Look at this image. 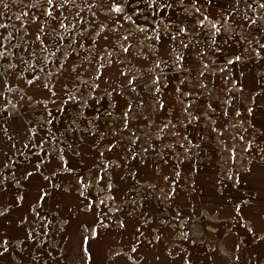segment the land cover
Instances as JSON below:
<instances>
[{"label":"rangeland","instance_id":"374dc122","mask_svg":"<svg viewBox=\"0 0 264 264\" xmlns=\"http://www.w3.org/2000/svg\"><path fill=\"white\" fill-rule=\"evenodd\" d=\"M10 1L13 0H0V9L12 10ZM78 1L84 8L86 33L110 30L117 35L104 34L94 43L91 36V39L86 37L84 48L79 51H71L74 48L67 41L63 44L54 42V88L60 79L66 91L62 111L68 124L79 126L77 135L82 134L83 125L100 129L102 133L107 129L114 133L111 141H115L117 147L109 155L103 151L99 153L98 144L103 145L105 140L93 139V145L98 146L95 148L97 160L91 156L89 163L53 166V175L67 171V168H79L80 172L71 174L72 179L62 181L53 176L42 181L40 191H29L38 195L28 206L23 205L22 199L18 204L13 201L10 205L5 204L0 218L20 225L24 233L20 235L6 227L0 228V264H107L109 244L103 239L114 233L113 229H118L121 236H149L141 226L129 232L124 219L130 218L131 214L150 230L155 229V219L162 224L175 221L180 227L170 237L181 240L190 234L205 243L210 239L205 237L201 227L222 223V235L228 230L236 235L232 251L217 247L226 257L223 264H264V242L255 243L249 251L248 243L253 240L248 241L241 230L229 229L227 225H233L235 219L219 210L222 204H208L214 200L211 197L198 198L203 193L202 186L211 185L208 193L226 199L230 209H234V215L242 217L241 226L248 231L251 229L254 235L258 225L246 221V210L264 209V61H258V39L264 43V36H253L252 30L247 28L252 25V18L245 24L237 19L236 0H216L213 6L209 0H177L182 10L194 14L196 35L189 36L194 19L181 18L178 24H171L162 14L158 17L149 14V23H144V35L133 36L132 29L138 28H131L130 24L132 21L141 23L131 19L124 27L121 21L126 15L124 8L120 19L110 23L104 17L107 13L104 9L109 8L104 0ZM144 1L146 6L157 7L168 2ZM141 2L135 0L137 6L143 5ZM114 25L116 28H109ZM244 25L246 29H243ZM158 39L164 42L157 45ZM237 39L241 40L245 51L233 49L230 43ZM132 47L141 49L138 54L145 55L144 60H137L125 51ZM160 47L169 50L165 52ZM106 64L114 65L115 78L104 74L103 71L108 70ZM252 73L260 76V83L247 81V76ZM259 87L263 92L256 94ZM81 116L85 120L79 119ZM129 140H132L130 147ZM79 149L78 142L70 139L64 145L63 153L78 152ZM130 156L132 162L126 163L125 159ZM144 160L154 162V170L161 177L160 182L147 184L149 189L140 188L142 181L136 179L140 173L134 162ZM175 160H191L193 173H198L190 182L196 193L184 202L178 200L180 183L170 178V173L183 177L184 170L178 165L166 166ZM252 164L256 177L241 179L239 174L247 173ZM24 169L32 170L29 165ZM11 171L6 168L1 172L8 174ZM204 171L212 176L203 180L200 173ZM128 178L134 183L127 182ZM122 181L126 182L123 190L129 192L130 197L119 199L115 218L114 211L109 212L114 206L110 205L108 210L107 199L114 190L121 189L119 183ZM183 181L188 182L184 178ZM11 182L0 179V185ZM26 182L35 181H21L23 187ZM222 182L225 183L222 185ZM226 182L231 186H224ZM59 185L66 193L70 190L78 195L91 192L94 196L90 199L91 204L101 201L100 219L94 221V212L87 213L91 207L87 199L83 201L86 206L71 205L61 194L53 193L51 189H58ZM146 195H153L158 203L151 205L145 201ZM66 204L69 208L64 211ZM74 215L80 217L76 228L69 225L68 235L65 226ZM261 217L264 219V213ZM255 234V238L261 240L264 229H257ZM158 235L165 238L166 232ZM129 246L130 254L131 243ZM172 246L176 247L175 251L171 252L167 247L151 264H194L195 256L186 254V247L174 243ZM126 257L131 264H137L131 256Z\"/></svg>","mask_w":264,"mask_h":264},{"label":"crops","instance_id":"0c3cea01","mask_svg":"<svg viewBox=\"0 0 264 264\" xmlns=\"http://www.w3.org/2000/svg\"><path fill=\"white\" fill-rule=\"evenodd\" d=\"M167 1L166 5L162 4V6L157 7V5L146 6L144 0L141 2L143 5L140 4V6H137L135 0H104V3L109 4V8L104 9V12H107L104 14V17L110 23L112 21L116 22L120 19L122 8H124L126 15L121 19L125 24L124 27L127 26L128 21L131 22V19H136L138 23H141L138 25L132 21V24H130L131 28H138L132 29L133 36L144 35V26L150 20L149 14L156 17L162 14L166 16V22L171 24H178V22H181V18L183 20L188 19L189 21L194 19V23L192 26L190 25L189 36L192 33L196 35V19L194 14L190 11L182 10L178 6L177 0ZM10 2L13 4L12 10L5 11L3 8L0 9V25H3V27H0V179L12 182L8 185H0V215L3 213L4 205H10L11 201L14 204H18L22 199L24 201L23 205L28 206L38 195V193H30L29 191H40L43 188L42 181L50 180L53 176L62 179V181H69V179L73 178L71 174L80 172L79 168H72L71 170L67 168V171H58L55 173L56 175H53L54 165H80L89 163L91 162V156L96 159L95 156L98 154V151L95 149L96 147L99 146V153L103 151L107 155L114 152L117 147L116 142L111 141V137L115 135L110 130L106 129L102 133L100 129L85 127L83 125L81 126L82 134L79 136L77 135L79 132V128L77 127L79 126L67 123L68 118H66L63 114L64 111H62L66 91L60 79L55 82L57 86L54 88L52 66L54 42H61L63 44V41H67L74 48L71 51H79L84 48L83 42L86 37L88 39L92 38V42L94 43L104 34L110 37L117 34L110 30L109 32L98 30L96 33H86L84 8L79 5L78 0H62L60 2L52 0V4H49L48 0H13ZM215 2L216 0H209L211 6ZM236 2L238 5L235 8L237 19L239 21L243 20L245 24L247 19L252 18V25L247 28L252 30L253 36L257 34H259L258 36H264V8L260 7L261 4H264V0H236ZM116 8H120L121 11H115ZM49 12H51V15H48ZM112 27L116 28V25L109 28ZM243 29H246L245 25ZM163 42L162 39L155 41L157 45ZM230 44L237 52L241 50L245 51V47L241 45V40L239 39L234 43L231 41ZM161 50L166 52L169 49L162 47ZM139 51L141 49L132 47L127 49L126 52L131 53L135 59L142 61L145 55L138 54ZM258 51V61H264V43L260 42V39H258ZM254 59L256 62L257 56ZM106 67L108 70H104V74L115 78L116 71H112L115 68L114 65L106 64ZM259 79L260 76H256L254 73L247 76L248 82L257 80L260 83ZM262 90V87H259L255 93L260 94L263 92ZM54 99H56V102H54ZM83 108L84 104L82 103ZM79 119L85 120L84 116L79 117ZM103 121H106L105 118ZM102 138L105 140L103 145H93V139L100 141ZM70 139L78 142L80 149L78 152L67 151L63 153L64 145ZM129 141L130 147L132 140ZM86 149H88L89 153ZM125 162L131 163L132 157L130 156L129 159H125ZM254 164L257 165L256 163ZM25 165H29L32 170L24 169ZM134 165L137 166L136 170L140 173V176L136 178L142 181L139 183L140 188L147 189V184L160 182L161 177L154 170V162L150 160L135 161ZM169 165H178L184 170L182 172L184 173L183 177L177 173H170V178L175 183L178 182L181 185V187L177 186L178 200L184 202L196 193L192 191L190 182L198 173H193L194 167L191 165V160L170 161L166 166ZM6 168H11L12 171L8 172V174L1 172ZM166 169H169V167H166ZM262 170L264 171V167H262ZM211 174L206 171L200 173L203 180L210 178ZM239 176H242L240 177L241 179L256 177L253 164L249 167L247 173L239 174ZM183 178L188 182L183 181ZM24 180L35 182L31 184L26 182L25 187H23L21 181ZM133 181L131 178L127 179V182H132V184L134 183ZM223 183L225 182H222V185ZM119 185L121 189L114 190L110 194L111 197L107 199L108 210L110 205L113 204L112 206H114L113 210H109V212L112 213L114 211L115 214L113 216L115 218L118 216L119 199L122 196L130 197L129 192L123 190L126 187V182L122 181ZM227 185H230V183L226 182L224 184V186ZM202 187L203 193L198 195V198L210 199L211 197L214 200H211L208 204H222L223 207L219 208V210L231 214L235 219L233 225L225 222L226 225L228 224L229 229L241 230V233L248 241L250 238L253 240L248 243L249 251L253 250L255 243L264 242V236L261 240L258 237L255 238L257 229H264V219L261 217L264 209L252 208L246 210V221L250 220L256 226L258 225L256 231L253 229L255 231L253 235L241 226L242 217L239 218L234 215L235 211L234 209H230V204L226 199H222L219 195H210L208 191L211 190V185H203ZM51 190L53 193L61 194V197L67 200L66 203L71 205L75 203L85 205L86 203L83 201L87 199V204L91 205L87 213L94 212V217L92 218L94 221L100 219L99 213L102 204L101 201L95 204L90 203V199L94 197L91 192L78 195L70 190L69 193H66L60 185L58 189L52 188ZM146 196L148 197L145 201L148 200L151 205L158 203L157 198L153 195ZM262 201L264 204V198ZM127 205H129V202ZM67 208H69V205L66 204L64 211ZM79 217V215H74L69 218L65 226L66 234L69 235L70 233V224L76 228V222ZM162 218L166 219L164 216ZM129 219L131 223H128L130 222ZM124 221L126 222L125 227H128L129 232L130 229L134 232L136 228L141 226L144 230L148 231L149 236L145 238H139L134 234L121 236L118 235V229H113L114 233L104 236L103 239L109 244L107 264H131L126 256H131L137 261V264H151L153 261L159 259V255L167 247L171 252L175 251L176 247L172 246V243L186 247V254L192 257L195 256L194 264H212L214 261L223 264L226 261V257L220 254L218 248L230 252L234 249L236 243V235L230 230L222 235V223L219 222L201 227L205 237L210 239L205 243L200 242L196 236L190 234L183 236L181 240L170 237L173 231L178 230L180 227L172 220H169L166 224H162L156 222L155 219L154 230L146 228L137 216L133 214H131L130 218L126 217ZM5 227L16 234L21 235L24 233L20 225L15 224V222H6L0 218V228ZM162 231L166 232L165 238H161L158 235ZM130 243L131 249L129 254ZM208 244L210 246L206 247ZM134 248L135 251H133Z\"/></svg>","mask_w":264,"mask_h":264},{"label":"snow or ice","instance_id":"6c2138e0","mask_svg":"<svg viewBox=\"0 0 264 264\" xmlns=\"http://www.w3.org/2000/svg\"><path fill=\"white\" fill-rule=\"evenodd\" d=\"M49 4H52V0H48ZM261 8H264V4L260 5ZM115 11L119 12L121 11L120 8H116ZM48 15H51V12L48 13ZM207 19V17H206ZM215 26V25H214ZM0 27H3V25H0ZM39 38V37H38ZM125 51H127V49H125ZM237 59H239V57H237ZM232 61H229V63H231ZM29 83H31V81H29ZM237 211H239V205L237 206ZM249 231H251V229H249ZM5 243H7V241H5ZM6 250V249H5ZM133 251H135V248L133 249Z\"/></svg>","mask_w":264,"mask_h":264}]
</instances>
